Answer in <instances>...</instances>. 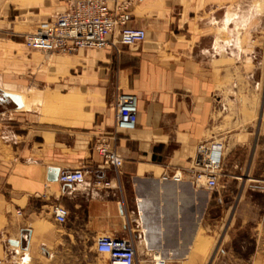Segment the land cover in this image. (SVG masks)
Listing matches in <instances>:
<instances>
[{
	"label": "crops",
	"instance_id": "crops-1",
	"mask_svg": "<svg viewBox=\"0 0 264 264\" xmlns=\"http://www.w3.org/2000/svg\"><path fill=\"white\" fill-rule=\"evenodd\" d=\"M73 3L0 0L2 264H108L98 239L130 233L139 264H158L156 255L160 264H209L220 239L215 264H264V0H131L142 43L64 56L25 45ZM121 94L138 98L131 131H116ZM113 135L118 176L94 149ZM203 143L233 179L214 203L194 182ZM76 169L84 184L49 180L51 170ZM229 192L240 198L231 219ZM57 204L69 211L64 224ZM228 221L247 224V251L240 228L221 230Z\"/></svg>",
	"mask_w": 264,
	"mask_h": 264
},
{
	"label": "built area",
	"instance_id": "built-area-1",
	"mask_svg": "<svg viewBox=\"0 0 264 264\" xmlns=\"http://www.w3.org/2000/svg\"><path fill=\"white\" fill-rule=\"evenodd\" d=\"M131 7V0H74L72 7L58 14L54 20L40 23L32 34L25 37V45L30 49L60 55H70L83 49L105 50L110 47L118 49L119 45L134 46L146 39V31L131 25ZM116 108V131L134 130L138 112L137 96L121 94ZM116 140L114 135L99 137L94 149L102 158L103 166L113 170L118 176L124 158L115 147ZM196 166L199 170L194 176V182L206 186L208 190H217L220 166L215 152L209 150L205 143L198 148ZM164 178L177 182L181 180L177 175H166ZM58 182L71 187L84 184L86 171L65 170L60 173ZM103 184L105 187L111 186L109 181ZM53 214L57 222L64 224L69 211L57 204L53 206ZM96 248L99 253L108 257V264H139L132 233L124 238L100 237Z\"/></svg>",
	"mask_w": 264,
	"mask_h": 264
},
{
	"label": "rangeland",
	"instance_id": "rangeland-1",
	"mask_svg": "<svg viewBox=\"0 0 264 264\" xmlns=\"http://www.w3.org/2000/svg\"><path fill=\"white\" fill-rule=\"evenodd\" d=\"M70 55H72V54H70ZM62 56H64V55H62ZM232 181H233V179L229 178L228 173L225 172V171H222L220 169L219 175H218V184H219L218 188L222 184H224L226 182H232ZM213 192H216V190H209V202H213L214 203L215 193H213ZM237 193L238 192H233V194H230V192H229V193L226 194L227 195V198L225 199V205L232 208V210L227 213V215L229 216L230 219L233 216V211L236 210V208L240 204V198L237 196ZM210 209L211 208L209 207V210ZM210 225H212L213 227L216 226L215 223H212ZM238 228H240L239 227V224H237V223L235 224V223H232L231 221H228V222H225L223 224V229H221V228L220 229L225 233V236H227V233L228 232H231L233 230H237ZM212 230H215V227ZM240 230H242L243 232L241 233V238L239 239V245H240V248L241 247H244V250L247 251L248 248L251 247L252 241H253L252 239H250L248 237L249 231H248L247 224H245L244 226H242L240 228ZM228 240H229L228 238L225 239V241H228ZM219 241H220L219 242V245L217 247H215V249L213 250V254L210 257L209 264H215V262L217 261V259L221 255V252L223 250V245H222V240L220 239ZM247 257L248 256L246 254H240L239 255V258H240V261L241 262H245V259H247ZM153 258H154V255H151V260L152 261H154Z\"/></svg>",
	"mask_w": 264,
	"mask_h": 264
},
{
	"label": "water",
	"instance_id": "water-1",
	"mask_svg": "<svg viewBox=\"0 0 264 264\" xmlns=\"http://www.w3.org/2000/svg\"><path fill=\"white\" fill-rule=\"evenodd\" d=\"M2 99L3 100L10 99V100H12L14 102V104L18 108H22L23 107V102H22V99H21V97L19 95H14V94H11V93H4ZM59 173H60L59 170H51L50 171V175H49V180L50 181H57L58 177H59ZM10 243L13 244V245H19V243L16 242V241H11Z\"/></svg>",
	"mask_w": 264,
	"mask_h": 264
},
{
	"label": "bare ground",
	"instance_id": "bare-ground-1",
	"mask_svg": "<svg viewBox=\"0 0 264 264\" xmlns=\"http://www.w3.org/2000/svg\"><path fill=\"white\" fill-rule=\"evenodd\" d=\"M155 260L158 262V264H160V262L162 263V257L159 255L155 256Z\"/></svg>",
	"mask_w": 264,
	"mask_h": 264
}]
</instances>
